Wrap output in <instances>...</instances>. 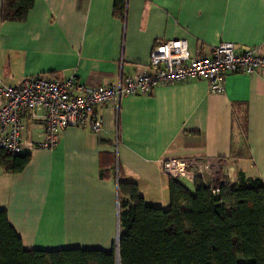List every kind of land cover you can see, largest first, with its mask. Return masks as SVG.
<instances>
[{
    "label": "crops",
    "instance_id": "crops-1",
    "mask_svg": "<svg viewBox=\"0 0 264 264\" xmlns=\"http://www.w3.org/2000/svg\"><path fill=\"white\" fill-rule=\"evenodd\" d=\"M114 3L35 0L24 22H0L1 81L72 76L82 85H112L147 66L151 50L169 40H184L201 57L225 41L238 53L257 47L264 57V0H126L123 20L113 16ZM260 79L264 66L253 76L226 75L219 95L205 80H191L123 98L118 108L97 109L101 134L68 128L53 150L34 151L21 173L0 170V211L23 249L110 251L118 184H135L147 206L166 210L170 178L161 164L169 158L226 160L224 180L243 173L264 185ZM42 128L26 118L24 139L41 141Z\"/></svg>",
    "mask_w": 264,
    "mask_h": 264
},
{
    "label": "trees",
    "instance_id": "trees-1",
    "mask_svg": "<svg viewBox=\"0 0 264 264\" xmlns=\"http://www.w3.org/2000/svg\"><path fill=\"white\" fill-rule=\"evenodd\" d=\"M35 0H3L1 23L26 20ZM126 0H115L123 20ZM31 155L12 157L0 149V170L21 173ZM119 231L110 251H25L6 212L0 211V264H264V185L237 175L219 192L199 178L192 188L169 179V208L144 203L135 184H118Z\"/></svg>",
    "mask_w": 264,
    "mask_h": 264
},
{
    "label": "built area",
    "instance_id": "built-area-1",
    "mask_svg": "<svg viewBox=\"0 0 264 264\" xmlns=\"http://www.w3.org/2000/svg\"><path fill=\"white\" fill-rule=\"evenodd\" d=\"M264 66L259 48L238 53L232 42H221L209 57L192 53L184 40H169L155 46L147 66L132 75L120 76L112 85H82L70 76L61 81L46 77H27L17 86L0 79V149L12 157L31 155L36 150H53L64 130L87 128L101 134L98 108H118L126 97L147 96L156 87L191 80H205L211 95L223 92V80L229 74L253 76ZM263 88L264 82H258ZM39 112H41L39 114ZM30 118L43 123L41 141L23 137L24 122ZM224 169L220 176L218 172ZM162 173L174 180L193 182L199 178L213 194L228 177L226 160L214 158H169L161 164Z\"/></svg>",
    "mask_w": 264,
    "mask_h": 264
},
{
    "label": "rangeland",
    "instance_id": "rangeland-1",
    "mask_svg": "<svg viewBox=\"0 0 264 264\" xmlns=\"http://www.w3.org/2000/svg\"><path fill=\"white\" fill-rule=\"evenodd\" d=\"M168 209V208H167Z\"/></svg>",
    "mask_w": 264,
    "mask_h": 264
}]
</instances>
